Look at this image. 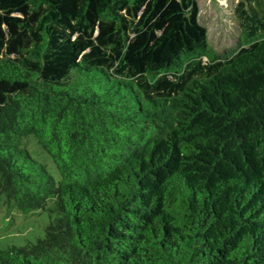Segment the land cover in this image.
<instances>
[{
  "label": "trees",
  "instance_id": "trees-1",
  "mask_svg": "<svg viewBox=\"0 0 264 264\" xmlns=\"http://www.w3.org/2000/svg\"><path fill=\"white\" fill-rule=\"evenodd\" d=\"M234 13L218 53L197 0H0V199L54 215L0 264H264V0Z\"/></svg>",
  "mask_w": 264,
  "mask_h": 264
},
{
  "label": "rangeland",
  "instance_id": "rangeland-1",
  "mask_svg": "<svg viewBox=\"0 0 264 264\" xmlns=\"http://www.w3.org/2000/svg\"><path fill=\"white\" fill-rule=\"evenodd\" d=\"M199 21L206 27L208 43L218 53L239 49L241 46L239 24L234 13L241 0H197ZM31 155L46 165L48 171L59 178L60 174L51 157L31 137L26 143ZM49 202L46 209L21 210L0 199V249L23 246L45 236V227L54 218Z\"/></svg>",
  "mask_w": 264,
  "mask_h": 264
}]
</instances>
